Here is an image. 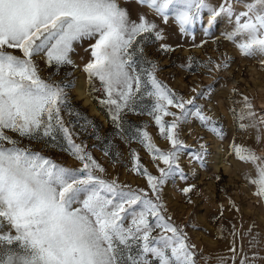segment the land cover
I'll list each match as a JSON object with an SVG mask.
<instances>
[{
    "label": "snow or ice",
    "instance_id": "snow-or-ice-1",
    "mask_svg": "<svg viewBox=\"0 0 264 264\" xmlns=\"http://www.w3.org/2000/svg\"><path fill=\"white\" fill-rule=\"evenodd\" d=\"M135 2L141 10L133 17L121 0H0V264H227L226 258L204 254L192 242L188 225L173 218L163 195L169 179H179L184 182L179 191L192 203V195L198 194L197 185L189 182L196 172L193 162L206 168L211 155L203 136L197 137L198 147L186 142L184 126L197 123L222 146L228 139L226 125L198 103L208 91L193 87L185 96L162 81L153 52L167 55L180 46L169 42L162 26L170 20L182 34H192L197 22L206 21L203 31L209 36L224 19L227 27L221 35L241 55L264 58V0ZM78 45L88 53L80 63L73 56ZM188 60L189 65L194 62ZM259 62L264 65V59ZM77 69L105 110L110 136L101 137L96 124L70 102ZM230 113L235 130H251L254 142L264 144V109H256L241 93ZM132 115L149 117L166 145L155 142L149 121L137 126L129 119ZM78 123L83 130L92 127L90 135L104 141L102 151L113 163L121 155L114 138L123 141L131 160L127 166L145 177L146 185L108 176L87 144L73 138L79 135L72 127ZM32 141L69 153L78 166L58 162ZM133 141L151 154L155 173L141 163ZM228 156L249 166L245 180L264 200V155L233 135L226 163ZM227 200L240 211L230 196ZM219 210L222 214L223 203ZM255 228L232 226L233 264H264V240Z\"/></svg>",
    "mask_w": 264,
    "mask_h": 264
},
{
    "label": "rangeland",
    "instance_id": "rangeland-1",
    "mask_svg": "<svg viewBox=\"0 0 264 264\" xmlns=\"http://www.w3.org/2000/svg\"><path fill=\"white\" fill-rule=\"evenodd\" d=\"M121 3L129 7L133 17L138 10H141V6L135 0H121ZM142 10L148 11L146 8ZM205 24L206 21L197 22L193 27L192 34H182L177 31L175 22L170 20L167 26H162L166 28L169 42L180 46L167 55L155 52L153 55L160 64L159 78L173 89L185 96L191 94L193 87L208 91V95L201 97L198 103L204 105L205 108H210L212 115L221 118V122L227 128L228 139L223 141L221 146L220 141L212 140L197 123L184 126L183 137L186 142L198 147L197 137L203 136L209 141L211 155L207 158L206 168H200L193 162L196 172L194 178L190 176L189 182L197 185L198 194L192 195V203H189L179 191L184 183L179 179H169L163 195L173 218L177 222L188 225L187 231L192 242L201 247L204 254L214 258L224 257L227 259V264H233L229 251L232 247L233 225L243 231L249 225L255 224L254 231H260L261 239L264 240V200H260L253 194L252 188L245 180L244 172L249 166L236 162L232 156H228L227 163L223 159L229 140L233 135L237 142L251 144L259 154L264 155V144L257 145L254 142V133L251 130H235L230 113L232 101L239 100L241 93L251 98L256 109H264V65L259 62L264 58L241 55L236 46L221 35L227 27L224 19H219L214 24L209 36H205L203 31ZM213 36L216 37L215 40L212 39ZM201 40L205 41L204 45L200 44ZM193 43L196 46L189 47ZM73 56L77 63H80V57L83 56L86 60L88 53L83 51V46L78 45ZM188 57L193 58L194 62L191 65H189ZM212 62H219L226 66L215 68ZM39 63L41 74L46 75L47 69L44 67L43 61L40 60ZM205 64L208 66L206 67ZM64 71L62 69L60 75H63ZM73 76L76 78V86L70 92V102L96 124L101 137L110 136L112 125L105 110L98 106L97 101L89 94L83 72L77 69L73 72ZM79 83H83L84 94H81L77 88ZM207 86H211L210 90ZM95 95H102V93L97 92ZM87 98L89 100H86ZM65 119L69 120L71 117L65 114ZM129 119L133 120L137 126H140L144 121H149L148 130L153 134L155 142L162 147L166 145L165 140L159 137L158 132L152 126L149 117L132 115ZM72 127L74 133H79L73 138L77 142L84 141L87 144L93 155L105 166L108 176L118 177L120 182L133 186L143 187L146 185V178L131 171L127 166L131 160L128 146L123 141L114 138L115 151H119L121 155L117 158L116 163H113L112 158L106 156L102 151L104 141H97L90 135L93 132L90 125L87 126V130L81 129L79 123ZM189 127L192 129L191 131H189ZM9 135H15V133L9 132ZM24 143H28V141H24ZM31 143L38 150L43 148L39 141ZM93 145L96 146L93 147ZM132 147L138 149L141 163L146 165L149 171L155 173L156 169L152 163L151 154L136 141L132 142ZM43 150L58 162L67 166H78V161L67 152L55 148H43ZM187 160L188 157L185 154L182 157L185 166H187ZM214 174H219L221 179L217 180ZM228 196L239 205V212L229 205ZM221 203L224 204L222 214L219 210ZM247 242V237H245V248ZM240 244V237L237 236L236 251L238 256L243 255ZM236 264H239V260L236 261Z\"/></svg>",
    "mask_w": 264,
    "mask_h": 264
},
{
    "label": "bare ground",
    "instance_id": "bare-ground-1",
    "mask_svg": "<svg viewBox=\"0 0 264 264\" xmlns=\"http://www.w3.org/2000/svg\"><path fill=\"white\" fill-rule=\"evenodd\" d=\"M78 90L81 92V94H84V86L83 83H79L77 85ZM87 95V94H86ZM86 100H89L88 98Z\"/></svg>",
    "mask_w": 264,
    "mask_h": 264
}]
</instances>
